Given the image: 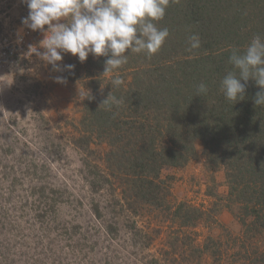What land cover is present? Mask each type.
I'll use <instances>...</instances> for the list:
<instances>
[{
    "label": "rangeland",
    "instance_id": "obj_1",
    "mask_svg": "<svg viewBox=\"0 0 264 264\" xmlns=\"http://www.w3.org/2000/svg\"><path fill=\"white\" fill-rule=\"evenodd\" d=\"M27 14L20 0H0V264H231L253 258L252 247L264 251V230L244 234L227 171L199 139L191 159L161 170V197L171 209H203L210 221L180 226L167 212L122 199L118 183L111 179L113 189L100 177L105 148L93 145L90 156L73 143L86 105L80 93L90 88L82 79L54 82L61 72L31 53L43 51L44 33L21 24ZM66 57L78 60L65 53L61 65Z\"/></svg>",
    "mask_w": 264,
    "mask_h": 264
},
{
    "label": "trees",
    "instance_id": "obj_2",
    "mask_svg": "<svg viewBox=\"0 0 264 264\" xmlns=\"http://www.w3.org/2000/svg\"><path fill=\"white\" fill-rule=\"evenodd\" d=\"M155 23L167 27L169 36L150 58L129 53L128 63L113 73H103L107 57L90 54L83 63L69 58L74 70L60 76L82 79L94 97L86 98L73 143L90 156L98 152L93 145L105 148L100 177L113 189L111 179L117 182L122 199H138L129 204L151 206L180 226L196 227L210 217L184 202L171 209L161 197L166 187L161 170L191 159L199 139L208 160L227 171L229 204L236 207L244 234L259 235L264 230V107L255 106L254 98L260 89L250 79L245 98L234 104L220 91V81L233 70L232 48L242 52L253 36L264 39V0H170L164 18ZM194 33L201 47L188 51ZM115 75L123 79L119 87L111 84ZM201 82L209 91L197 96ZM109 92L123 100L110 111L99 106ZM38 188L43 196L44 188ZM94 212L101 216L98 207ZM252 248L256 256L231 264H264V251Z\"/></svg>",
    "mask_w": 264,
    "mask_h": 264
},
{
    "label": "clouds",
    "instance_id": "obj_3",
    "mask_svg": "<svg viewBox=\"0 0 264 264\" xmlns=\"http://www.w3.org/2000/svg\"><path fill=\"white\" fill-rule=\"evenodd\" d=\"M27 6L28 14L21 24L32 31L44 33L39 42L40 51L30 46L40 60L52 66L55 72L69 71L73 64L61 65L63 54L70 53L83 63L93 57H107L104 72L113 73L128 63L129 53L150 58L157 53L169 36L167 27L158 28L156 23L165 16L170 0H20ZM63 21V22H61ZM45 26L47 29L45 30ZM188 51L201 47L199 34L188 37ZM228 63L233 66L220 81V91L226 100L234 104L245 98L247 82L255 81L260 89L255 94L254 104L264 107V39L253 36L241 52L232 48ZM56 83H66L67 78L56 76ZM111 84L119 87L123 79L111 78ZM206 83L196 86L197 96L207 94ZM91 100L94 97L86 90L80 93ZM123 103L122 99L108 93L99 106L111 110Z\"/></svg>",
    "mask_w": 264,
    "mask_h": 264
},
{
    "label": "built area",
    "instance_id": "obj_4",
    "mask_svg": "<svg viewBox=\"0 0 264 264\" xmlns=\"http://www.w3.org/2000/svg\"><path fill=\"white\" fill-rule=\"evenodd\" d=\"M23 37H24V35L21 34V35H20V40H21V41L23 40Z\"/></svg>",
    "mask_w": 264,
    "mask_h": 264
}]
</instances>
